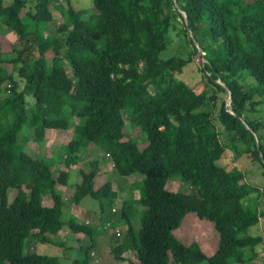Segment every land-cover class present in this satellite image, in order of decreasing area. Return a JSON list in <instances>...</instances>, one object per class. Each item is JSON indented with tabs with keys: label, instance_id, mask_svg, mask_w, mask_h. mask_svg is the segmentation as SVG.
Masks as SVG:
<instances>
[{
	"label": "trees",
	"instance_id": "trees-1",
	"mask_svg": "<svg viewBox=\"0 0 264 264\" xmlns=\"http://www.w3.org/2000/svg\"><path fill=\"white\" fill-rule=\"evenodd\" d=\"M32 1V11H24L26 0H0V27L14 34L8 48L0 39V264H60L58 255L30 246H64V239L52 238L62 230L90 238L70 261L90 264L95 227L62 218L65 201L57 191L68 184L72 158L89 146L98 155L82 161L69 203L88 196L98 201L99 216L106 206L108 214L116 212L111 208L118 192L100 174L105 157L118 175L142 177L140 214L132 200L122 201L126 233L120 240L111 234V257L123 264H254L264 237L250 230L264 208L250 203L261 190L218 163L225 146L204 108L208 90L190 100L191 88L174 72L202 52L207 83L218 79L215 86L229 95L228 104L219 103L218 121L264 168V119L247 116L264 105V0H92L94 12L85 19L64 0L54 55L41 24L52 21L51 7L61 0ZM27 96L33 100L30 133L19 134ZM133 110L144 113L137 126ZM73 121L69 140L50 155L26 150L30 139L42 141L46 129H66ZM134 126L140 139L128 133ZM173 176L191 191L168 190ZM10 190L16 194L9 200ZM189 212L217 231L214 253L175 236ZM137 214L135 227L131 217ZM231 248L234 260L226 252Z\"/></svg>",
	"mask_w": 264,
	"mask_h": 264
},
{
	"label": "rangeland",
	"instance_id": "rangeland-1",
	"mask_svg": "<svg viewBox=\"0 0 264 264\" xmlns=\"http://www.w3.org/2000/svg\"><path fill=\"white\" fill-rule=\"evenodd\" d=\"M72 7L78 12L82 18H87L90 14L94 12L92 0H70ZM34 1L26 0L24 11H32ZM52 11V21L48 23L41 24V33L45 39L51 44L48 51L49 55H54L58 53L59 46L57 45V24L62 21L64 14L66 13V4L64 0H61L58 4L51 7ZM177 24H181V19H176ZM0 39H3L5 46L8 48V43L14 40V34L6 26L0 27ZM202 54L198 51V55L193 56V61L186 65L181 73L174 72V79L179 78L187 82L191 90L189 91L188 98L194 99L198 93H200L204 88L208 90V100L204 108L210 112L211 121L213 124L214 132H216L218 138L225 146V151L222 157L219 159L218 163L225 166L227 169L234 168L237 171L243 173L244 178L247 182L252 185L257 186L260 190L259 200H252L250 205L252 208L263 209L264 208V168L254 161L248 154L244 153L246 146L242 140L234 138V136L226 131L224 127L220 124L217 119V110L221 100H224L226 104L229 103V95L226 90L221 91L215 84H221L218 79L212 80L207 83V79L204 74L201 73L200 68L202 67L201 59L199 55ZM66 66V64H64ZM67 70L70 69L66 66ZM16 81L19 82V86H22L19 78L14 76ZM206 83L208 84L206 86ZM27 103L20 111V125L17 129L19 134L26 133L29 134L30 131L26 128V118L27 112L32 107L33 100L30 96L26 97ZM142 113L139 110H133L129 112L132 122L137 126L140 121ZM248 118L254 119H264V105H257L255 110L247 113ZM126 121V120H125ZM74 121L66 129H46L42 141L37 144L32 139H30L26 145V150L32 156L50 155L53 150H58V148L66 143L73 129ZM134 126L128 133L130 136L140 139V132L138 128ZM139 147H143L144 143L138 144ZM98 155L91 147H87L84 151H80L77 157L72 158V163L69 169L68 184L66 186H57V191L62 195L65 205L63 207L62 218H74L76 221L92 225L95 227L94 240L95 246L90 253L92 257L90 264H123L120 259L113 258L109 255V244L110 236L114 232L116 233L117 239H122L126 233L125 221L120 217V207L121 203L125 199H130L134 202V207L136 208L138 214H140L141 207L136 202L139 197L140 187L142 186V177L140 175H118L112 167V163L108 157L104 158L103 166L100 167V174L110 183L111 186L118 192L115 204L111 208V212L116 210L113 214H108L109 206L105 207V215H108L107 220H100L105 218L104 214L99 216L98 201L91 199L88 196L83 197L77 204L69 203L67 201L69 195L73 190V184L77 181V170L81 167L82 161H86L90 158ZM63 168L62 164H59L56 168ZM58 170V169H55ZM165 187L168 190L174 192H189L191 187L189 184L182 182L178 176H173L167 180ZM16 194V190H10L8 193L9 200L12 199ZM43 203L49 205L51 203L50 199L45 196L43 197ZM138 214L131 217V220L136 227L138 225ZM264 216H261L260 226H254L250 230L251 233L260 234L261 230L264 231ZM75 235L68 230H62L58 235H55L53 240L57 241L59 239H64V246H58L56 243L51 244H39L32 243L31 250L35 252H42L46 254H56L60 257V264H70L71 259L78 257L77 246L88 245L90 238L81 234ZM174 234L183 243L187 244L192 240L199 243L202 250L206 254H212L217 248V231L213 228L212 224L203 219H198L194 213H187L180 226L174 230ZM263 235V234H262ZM78 236V237H76ZM79 238V239H78ZM26 248V247H25ZM24 248V249H25ZM263 247L261 246V249ZM227 255L231 260H234L233 255L235 250L233 248L226 251ZM131 256V254H129ZM205 264V263H199Z\"/></svg>",
	"mask_w": 264,
	"mask_h": 264
},
{
	"label": "crops",
	"instance_id": "crops-1",
	"mask_svg": "<svg viewBox=\"0 0 264 264\" xmlns=\"http://www.w3.org/2000/svg\"><path fill=\"white\" fill-rule=\"evenodd\" d=\"M263 222H264V219H263ZM260 224H261V217H259V221H258V223L255 225V226H260ZM254 228V227H253ZM75 235L77 234V235H80L79 233H74ZM255 234H257V233H255ZM263 234V235H262ZM260 235L262 236V237H264V231L263 230H261V233H260ZM76 237H78V236H76ZM79 239V238H78ZM261 246L263 247L262 249H261ZM204 251V250H203ZM258 251H259V253H260V255H259V257L257 258V259H255V261H253V263L254 264H264V243L263 244H261L260 246H258ZM204 253H205V251H204ZM207 255H210V254H207Z\"/></svg>",
	"mask_w": 264,
	"mask_h": 264
},
{
	"label": "water",
	"instance_id": "water-1",
	"mask_svg": "<svg viewBox=\"0 0 264 264\" xmlns=\"http://www.w3.org/2000/svg\"><path fill=\"white\" fill-rule=\"evenodd\" d=\"M200 51V50H199Z\"/></svg>",
	"mask_w": 264,
	"mask_h": 264
}]
</instances>
